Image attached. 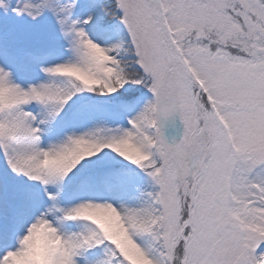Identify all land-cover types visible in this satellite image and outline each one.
I'll use <instances>...</instances> for the list:
<instances>
[{
	"label": "snow or ice",
	"instance_id": "1",
	"mask_svg": "<svg viewBox=\"0 0 264 264\" xmlns=\"http://www.w3.org/2000/svg\"><path fill=\"white\" fill-rule=\"evenodd\" d=\"M0 264H264V0H0Z\"/></svg>",
	"mask_w": 264,
	"mask_h": 264
},
{
	"label": "rangeland",
	"instance_id": "2",
	"mask_svg": "<svg viewBox=\"0 0 264 264\" xmlns=\"http://www.w3.org/2000/svg\"><path fill=\"white\" fill-rule=\"evenodd\" d=\"M170 132L172 135H175L177 139H179L182 136L183 127H182L181 122L179 121L178 118L176 121V127L174 129H171Z\"/></svg>",
	"mask_w": 264,
	"mask_h": 264
}]
</instances>
